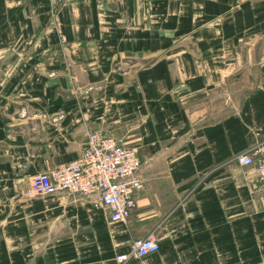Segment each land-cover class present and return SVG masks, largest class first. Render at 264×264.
Segmentation results:
<instances>
[{"label":"crops","instance_id":"0c3cea01","mask_svg":"<svg viewBox=\"0 0 264 264\" xmlns=\"http://www.w3.org/2000/svg\"><path fill=\"white\" fill-rule=\"evenodd\" d=\"M92 131L138 151L126 221L25 194ZM263 141L264 0H0V264H264Z\"/></svg>","mask_w":264,"mask_h":264},{"label":"built area","instance_id":"2783aa9c","mask_svg":"<svg viewBox=\"0 0 264 264\" xmlns=\"http://www.w3.org/2000/svg\"><path fill=\"white\" fill-rule=\"evenodd\" d=\"M243 165H253L262 182L264 199V141L240 156ZM141 159L135 147L100 131H92L81 153L51 171L32 175L25 194L49 195L67 191L93 198V204L104 209L112 222L126 221L136 206V193L144 188L139 173ZM160 249L155 233L134 239L127 252L116 255L119 263L143 258Z\"/></svg>","mask_w":264,"mask_h":264},{"label":"rangeland","instance_id":"374dc122","mask_svg":"<svg viewBox=\"0 0 264 264\" xmlns=\"http://www.w3.org/2000/svg\"><path fill=\"white\" fill-rule=\"evenodd\" d=\"M137 197V196H136Z\"/></svg>","mask_w":264,"mask_h":264}]
</instances>
